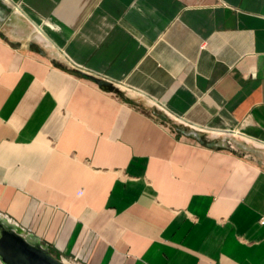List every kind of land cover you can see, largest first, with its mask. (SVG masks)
<instances>
[{"label":"crops","instance_id":"obj_1","mask_svg":"<svg viewBox=\"0 0 264 264\" xmlns=\"http://www.w3.org/2000/svg\"><path fill=\"white\" fill-rule=\"evenodd\" d=\"M262 141L264 0H0V215L67 264H264Z\"/></svg>","mask_w":264,"mask_h":264},{"label":"water","instance_id":"obj_2","mask_svg":"<svg viewBox=\"0 0 264 264\" xmlns=\"http://www.w3.org/2000/svg\"><path fill=\"white\" fill-rule=\"evenodd\" d=\"M0 264L67 263L56 257L38 237L24 231L0 215Z\"/></svg>","mask_w":264,"mask_h":264},{"label":"rangeland","instance_id":"obj_3","mask_svg":"<svg viewBox=\"0 0 264 264\" xmlns=\"http://www.w3.org/2000/svg\"><path fill=\"white\" fill-rule=\"evenodd\" d=\"M223 137L225 138V136L223 135V136H220L219 139H221ZM237 137L238 136H236V137H234V136H226V138H228L231 141H238L239 142L240 147H236V151H238L239 153L245 154V155H250V153L248 151H246V149H250L252 151H257L258 148H255L253 146V144L247 143V142H245L243 140H240V138H242V137H240V138H237ZM243 139H245V138H243ZM245 140L248 141V139H245ZM53 254L55 255V252ZM56 257H57V255H56Z\"/></svg>","mask_w":264,"mask_h":264},{"label":"bare ground","instance_id":"obj_4","mask_svg":"<svg viewBox=\"0 0 264 264\" xmlns=\"http://www.w3.org/2000/svg\"><path fill=\"white\" fill-rule=\"evenodd\" d=\"M212 133L215 134V135H221V134H224V135H233V136H238V137H242V138H245V139H248L246 136H244L241 132L239 131H236V132H233V133H229L225 130H222V129H212ZM249 140V139H248Z\"/></svg>","mask_w":264,"mask_h":264},{"label":"trees","instance_id":"obj_5","mask_svg":"<svg viewBox=\"0 0 264 264\" xmlns=\"http://www.w3.org/2000/svg\"><path fill=\"white\" fill-rule=\"evenodd\" d=\"M50 251L53 253V250L50 249Z\"/></svg>","mask_w":264,"mask_h":264}]
</instances>
